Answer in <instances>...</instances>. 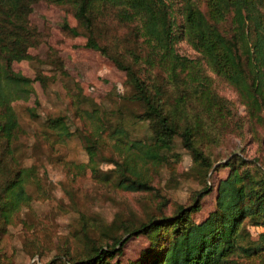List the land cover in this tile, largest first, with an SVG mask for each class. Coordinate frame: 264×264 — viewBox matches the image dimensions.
<instances>
[{"label":"trees","instance_id":"16d2710c","mask_svg":"<svg viewBox=\"0 0 264 264\" xmlns=\"http://www.w3.org/2000/svg\"><path fill=\"white\" fill-rule=\"evenodd\" d=\"M38 0H0V218L7 221L15 205L26 197L22 180L30 167H20L13 157V138L20 125L11 105L25 98L32 78L16 71L15 60L30 58V46L38 44L39 30L30 21L33 3ZM69 3L77 25L63 21L62 28L73 35L83 34L84 45L110 58L125 74L127 92L123 96L141 105L132 124L147 122L150 133L132 137L125 123L118 121L108 132L118 144L120 161L113 170L118 184L137 190L151 188L143 167L167 160L175 139L192 155L201 169L212 165L198 139H218L217 121L232 114L228 101L219 95L205 62L231 84L245 104L250 118L264 124V0H206L209 17L194 0H47ZM131 26L132 42L120 49L101 41L103 14ZM176 11L181 13L177 20ZM230 16L228 32L219 21ZM98 23V25H97ZM81 27L82 29H80ZM186 39L199 52L188 57L178 52L176 43ZM195 110L190 113L189 108ZM47 125L68 130L62 116L47 117ZM103 127L95 136H84L91 162L95 160ZM214 130V135H213ZM220 133V132H219ZM122 155V156H121ZM263 164V163H262ZM245 158L228 162V175L219 180L215 207L202 219L192 214L200 208L199 198L210 189L199 190L192 202L180 203L171 214L161 212L144 221L126 223L123 231L108 240H92L82 255L68 253L64 264H232L238 252L264 249L245 245L248 232L244 221L264 226V164ZM98 176L97 166L90 164ZM7 168L12 170L8 174ZM12 203H8L7 199ZM132 234H144L149 244L134 260L123 263L119 256L124 241ZM252 248V249H251ZM48 264V263H43Z\"/></svg>","mask_w":264,"mask_h":264},{"label":"rangeland","instance_id":"374dc122","mask_svg":"<svg viewBox=\"0 0 264 264\" xmlns=\"http://www.w3.org/2000/svg\"><path fill=\"white\" fill-rule=\"evenodd\" d=\"M173 1L177 6V0ZM194 1L209 17L206 0ZM110 11L103 14L100 39L120 49L121 42L114 36L128 45L132 28L107 16ZM176 15L180 21L181 13ZM64 20L78 24L69 3H33L30 21L39 30L40 40L28 48L32 57L13 63L16 71L32 78L28 95L11 101L20 125L12 142L13 157L20 167H30L31 175L21 183L26 199L15 205L7 221L0 218V264H64L68 253L82 255L92 240L112 242L111 236L120 232L125 237L126 223L136 224L161 212L171 214L178 204L192 202L208 186L210 190L199 198L200 208L192 214L200 220L215 207L217 185L228 175L229 161L245 158L264 164V124L250 118L237 90L203 62L216 92L232 110L224 122L217 121L218 139H198L212 162L208 171L175 139L165 162L143 167L151 188L131 190L118 184L114 161L122 159L119 153L124 149L109 139L108 132L118 121L125 123L132 137L150 131L147 122L132 124L141 105L123 97L125 72L99 50L85 46L83 34L62 28ZM218 24L228 32L230 16ZM176 45L181 54L199 56L186 39ZM189 110L195 113L194 108ZM58 115L68 130L61 135L46 122L47 117ZM102 127L101 144L91 162L84 136L94 137L95 129ZM92 163L98 176L91 171ZM6 171L12 174L10 168ZM7 202L12 203L9 198ZM244 226L248 235L243 243L264 247V226L252 221H244ZM148 244L146 235L132 234L123 243L120 260L136 259ZM251 251L233 255L232 264H264V249Z\"/></svg>","mask_w":264,"mask_h":264}]
</instances>
